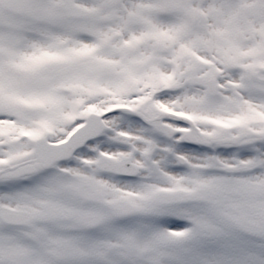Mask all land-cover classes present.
Here are the masks:
<instances>
[{"label":"snow or ice","instance_id":"6c2138e0","mask_svg":"<svg viewBox=\"0 0 264 264\" xmlns=\"http://www.w3.org/2000/svg\"><path fill=\"white\" fill-rule=\"evenodd\" d=\"M0 264H264V0H0Z\"/></svg>","mask_w":264,"mask_h":264}]
</instances>
